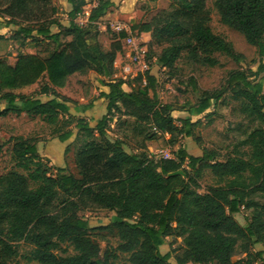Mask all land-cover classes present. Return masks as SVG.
<instances>
[{"label":"trees","instance_id":"obj_1","mask_svg":"<svg viewBox=\"0 0 264 264\" xmlns=\"http://www.w3.org/2000/svg\"><path fill=\"white\" fill-rule=\"evenodd\" d=\"M68 3L70 20L63 24L51 0H0V28L5 21L35 22L21 26L19 33L31 36L36 32L55 45L45 57L25 53L15 64L0 59V117L26 113L55 125L69 114L71 99L58 88L66 85L70 75L94 70L111 80L109 92L101 94L107 100V112L95 123L66 116L67 124L75 122L87 132L88 139L76 153L79 177L63 168L49 174V159L39 154L35 143L19 138L15 159L29 173L11 170L0 175V264H8L21 243L32 246L28 260L40 264H113L120 255L127 256L125 264H171L172 251L165 250L169 237H182L177 264H264V250L250 249L252 243H264V200L257 198H264V127L253 128L241 140L250 148L249 158L230 155L221 160L213 151L195 155L181 145L171 157L127 151L123 140L108 135L109 121L133 117L149 124L153 135L167 134L170 146L176 147L179 137L192 136L200 122L191 116L206 113L211 100L221 93L207 94L178 124L174 107L161 101L151 66L133 80L139 83L133 88L126 89L128 83L112 78L127 31L118 33L104 48L98 22L114 0H98L84 25L75 18L87 0ZM215 5L221 21L258 48L257 70L251 74L231 71L227 87L242 100V111L264 124V0H216ZM210 21L206 0H172L168 8L132 24L131 29L151 33L148 57L164 70H172L184 50L200 65H217V52L237 62L243 60L231 42L214 33ZM53 26L59 28L55 33ZM164 43L161 50L155 49V44ZM43 76L47 83L41 93L46 99L15 91ZM72 135L68 129L57 137L64 142ZM204 168L211 169L218 183L201 193L198 179ZM94 206L115 211L112 221L91 225L80 213ZM242 207L251 209L245 225L235 217ZM109 235L117 238V245L101 247L97 237ZM62 243L71 245L73 254L57 253Z\"/></svg>","mask_w":264,"mask_h":264},{"label":"rangeland","instance_id":"obj_2","mask_svg":"<svg viewBox=\"0 0 264 264\" xmlns=\"http://www.w3.org/2000/svg\"><path fill=\"white\" fill-rule=\"evenodd\" d=\"M64 1L51 0L52 4L58 8V11L55 13L58 18L65 19L66 15H68L64 7ZM126 1L114 0L115 4H121L122 12H127L126 9L129 7V3ZM215 1L206 0L207 7L211 12L210 26L214 33L223 36L227 41L231 42L235 50L243 54L244 59L237 62L233 58L217 52L214 54L219 61L217 65H200L193 61L187 51L184 50L172 70L161 69L156 64L155 58L151 59V69L158 79L157 88L161 101L170 103L174 107L172 114L177 118L178 124H181L179 120L181 117L188 116V109L191 106L198 105L207 94L215 95L221 93V95L219 98L211 100V106L207 109L206 113L191 116L192 121L200 120V122L194 128L192 136L179 137L176 147L170 146L167 134L158 133L153 135L155 131L149 124L138 122L133 117L122 116L114 119L111 123L109 121L108 135L112 138L123 140L127 151L146 152L149 157L156 158L167 154L173 156L174 151L181 145L195 155H200L205 150L213 151L221 160L226 159L230 155L249 158L250 148L242 145L241 140L245 139L253 128L257 126L264 127V124L248 117L242 111L243 102L234 97L232 89L227 87V80L233 70H244L248 74L255 72L261 56L259 55L257 46L249 44L242 33L221 21ZM171 2L172 0H134V6L142 11L143 17L140 21H147L160 10L168 8ZM97 4L98 0H87V4L84 5L83 10L91 12L92 8L97 6ZM116 9H119V7L116 6L111 11L115 15H108L107 28L99 33V41L104 48H109L112 38L114 39L119 35L112 27V24L116 23V19L119 22L130 24V26L136 23L133 18L119 19ZM112 18L113 20H111ZM85 19L86 15H84V18H81V20ZM5 22L3 28H0V34L3 35V38H0V59H4L10 64H15L21 54L36 53L45 57L54 49L55 45L48 37L38 35L36 32L31 36L23 32L19 33L21 26H32L35 22L17 21V23L13 24ZM147 44L149 45V42ZM166 45L165 43L160 45L155 44L154 47L156 50H161ZM261 76L263 75L261 74L257 78L259 79ZM254 77L252 76L251 78ZM77 79H80L79 75H74L69 81L70 92L75 96V102H72L70 107L76 108L80 104L79 98L82 96L88 99L87 103L83 104L87 105L91 103L93 106L84 112L74 111L73 109L72 113L75 117L84 116L82 118H85L88 122L95 123L97 119L105 114L104 108L101 105L94 106L92 98L97 94L94 92V85L90 83L91 79L88 78V81L82 79L80 82H83L84 85L79 84L78 86ZM45 83H47V78L43 76L37 82L15 91L46 99L47 96L41 93V87ZM138 84L137 81H132L129 83V87L133 88ZM66 119V115H62L58 124L51 125L43 117L26 113L19 115L10 113L7 116H1L0 175L11 170H18L28 175L29 171L18 165L14 155L15 149L19 148V138L23 137L27 138L29 142L35 143L39 154L43 158L49 159L46 163L49 167V174L55 175L57 169L63 168L66 172L73 173L79 177L76 153L88 139L87 132L79 130L75 122L67 124ZM68 129L73 131V135L64 142L60 141L57 137L58 134ZM94 134V136H97L96 132ZM198 181V191L201 193H206L210 187L218 183L210 168L203 169ZM257 198L264 200V198L258 196ZM80 214L85 219H88L91 225L96 226L110 223L116 213L107 208L94 206L81 211ZM250 216L251 209L243 207L239 213L235 214L236 219L242 225L247 223ZM97 238L101 247H105L108 244L116 246L118 242L116 237L110 235L107 238ZM182 245V237H169L167 239L165 250L172 251L171 264H177L175 256L176 254H181ZM31 248L30 244L21 243L18 254L8 264H40L37 261L28 260L27 255L30 253ZM250 249L253 251L264 250V243H252L250 244ZM237 250L238 254H241L240 244ZM56 252L59 254H73L74 251L71 245L62 243ZM234 258L237 259L238 256ZM125 263H127L126 255H120L118 259L113 260V264ZM188 264L193 263L190 262Z\"/></svg>","mask_w":264,"mask_h":264},{"label":"crops","instance_id":"obj_3","mask_svg":"<svg viewBox=\"0 0 264 264\" xmlns=\"http://www.w3.org/2000/svg\"><path fill=\"white\" fill-rule=\"evenodd\" d=\"M123 1H126V0H122V2ZM64 2H65L64 7H65L66 11L69 13L70 10H71V5H70V3H68V0H65ZM126 2L129 3V7L126 9L127 12H122L121 4L119 5V3H116V4L114 3V6L110 7L106 11V13L102 17H100L99 22H98V28H99L100 32H103L104 29L107 28L108 15L109 14L111 16L115 15V13H112L111 11L116 6L119 7V9H116L118 11L117 17L119 19L120 18H125V19L133 18V19H135V22H140V20L143 17L142 11L134 6V0H127ZM67 16L69 17V14L66 15V17L64 16L65 19L64 18H60V17L58 18L57 16L56 17L61 23L68 24V22L70 20V17L67 19ZM0 19H1V17H0ZM111 20H113V18ZM75 21L77 22L76 18H75ZM117 22H119L118 19H116V23ZM110 23H112V22H110ZM116 23H113V24H116ZM113 24H112V27H113ZM58 30H59V28L57 26H53L52 27V32L53 33L57 32ZM140 36H141L142 39L146 40V42H149L151 40V33L150 32H142V33H140ZM112 40H113V38H112ZM122 57H123L122 51L118 52L116 58L118 60H120V59H122ZM87 74H88V76H87ZM74 75H79V77H80L79 80L77 79V81H78L77 82L78 83L77 86L79 84L84 85L83 82H80L82 79H85L84 81H88V78L91 79L90 83L92 85H94V88H95L94 92L97 94V95L95 94L96 96H93V98H92L94 106L95 105H97V106L101 105L104 108V112L106 113L107 112V100L105 99V97H102L101 94L109 92L110 88H109V86L107 84L109 82H111V80H109L107 77L103 78V77L99 76L97 74V72L94 71V70H90L87 73H75V74L70 75L68 77L66 85L64 87L58 88L59 92H61L63 95H65V96H67L68 98L71 99V101L69 102L70 105H71L72 102H75V100H74L75 96L72 94V92H70V88H69V83H70L69 81L71 80L72 76H74ZM91 84H90V86H91ZM124 86H125L126 89H129V86H127V85H124ZM79 99H80V104H78V106H76V108H72V107L69 108V114L70 115L75 116L72 113L73 109H74V111L78 110L79 112H84V111H87V109L89 107L93 106V104H91L90 102H89L90 104H87V105L83 104V103H87V101H88V99H86V97L82 96ZM68 115L66 114V116H68ZM80 117H84V116H80Z\"/></svg>","mask_w":264,"mask_h":264},{"label":"built area","instance_id":"obj_4","mask_svg":"<svg viewBox=\"0 0 264 264\" xmlns=\"http://www.w3.org/2000/svg\"><path fill=\"white\" fill-rule=\"evenodd\" d=\"M89 11H81L76 19L78 23L84 25L88 22ZM86 15L85 20H81ZM82 21V22H80ZM113 29L120 33L127 31L126 37L123 38V57L114 61L115 73L113 79H121L128 83L133 81L139 74L146 73L151 66L152 61L148 57V44L144 41L140 34L133 32L131 26L126 22H117L113 24ZM163 157H171L169 154L162 155ZM161 157V156H158Z\"/></svg>","mask_w":264,"mask_h":264}]
</instances>
